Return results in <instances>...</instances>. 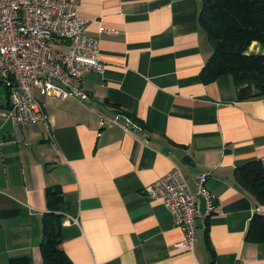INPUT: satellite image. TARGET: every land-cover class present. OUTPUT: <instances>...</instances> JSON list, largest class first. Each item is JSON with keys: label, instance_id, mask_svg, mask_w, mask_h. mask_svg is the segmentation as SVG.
<instances>
[{"label": "crops", "instance_id": "crops-1", "mask_svg": "<svg viewBox=\"0 0 264 264\" xmlns=\"http://www.w3.org/2000/svg\"><path fill=\"white\" fill-rule=\"evenodd\" d=\"M202 5L80 1L77 15L99 37L105 67L83 76L84 101L41 95L47 121L20 126L0 116V264H44L51 184L76 205L78 222L64 219L62 227L73 264H264V242L247 239L264 202L235 176L250 159L264 162V96L241 99L231 74L204 81L213 47L199 19ZM8 102L4 85L0 109ZM115 106L143 130L102 123L99 114L112 117ZM175 167L191 186L208 172L217 198L207 226L197 219L192 251L177 246L184 233L170 210L144 192Z\"/></svg>", "mask_w": 264, "mask_h": 264}, {"label": "built area", "instance_id": "built-area-1", "mask_svg": "<svg viewBox=\"0 0 264 264\" xmlns=\"http://www.w3.org/2000/svg\"><path fill=\"white\" fill-rule=\"evenodd\" d=\"M81 0H0V80L4 83L8 106L0 116L26 126L47 121L45 103L37 97H73L86 100L89 94L80 82L90 71L101 72L100 39L88 34L87 20L77 15ZM115 31L102 28L101 31ZM101 122L118 123L125 130L141 132L142 124L130 115L116 112L112 117L99 114ZM208 172L199 173L191 186L179 167L147 184L144 192L161 200L184 233L177 243L194 250L198 240L197 219L207 226L217 210V198L207 186ZM204 200V211L198 203ZM68 222H78L68 214Z\"/></svg>", "mask_w": 264, "mask_h": 264}, {"label": "trees", "instance_id": "trees-1", "mask_svg": "<svg viewBox=\"0 0 264 264\" xmlns=\"http://www.w3.org/2000/svg\"><path fill=\"white\" fill-rule=\"evenodd\" d=\"M199 19L213 47L202 70L204 81L231 74L241 99L264 96V0H203ZM115 107L117 112L133 116ZM235 176L258 202H264L261 159L238 165ZM45 194L48 209L40 243L44 264H73L63 246L62 227L65 217L75 213L76 205L65 200L59 184L48 185ZM247 239L264 242V213L255 212L251 217ZM19 264L30 261L25 258Z\"/></svg>", "mask_w": 264, "mask_h": 264}, {"label": "rangeland", "instance_id": "rangeland-1", "mask_svg": "<svg viewBox=\"0 0 264 264\" xmlns=\"http://www.w3.org/2000/svg\"><path fill=\"white\" fill-rule=\"evenodd\" d=\"M0 91H1V93H3V91H4V85L2 83H0ZM36 95H37V97H40L41 96L38 92H36Z\"/></svg>", "mask_w": 264, "mask_h": 264}]
</instances>
